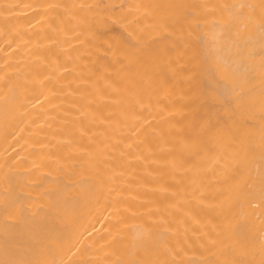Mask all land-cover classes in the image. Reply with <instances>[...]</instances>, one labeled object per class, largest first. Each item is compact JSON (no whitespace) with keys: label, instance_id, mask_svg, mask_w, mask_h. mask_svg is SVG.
<instances>
[{"label":"bare ground","instance_id":"6f19581e","mask_svg":"<svg viewBox=\"0 0 264 264\" xmlns=\"http://www.w3.org/2000/svg\"><path fill=\"white\" fill-rule=\"evenodd\" d=\"M0 264H264V0H0Z\"/></svg>","mask_w":264,"mask_h":264}]
</instances>
